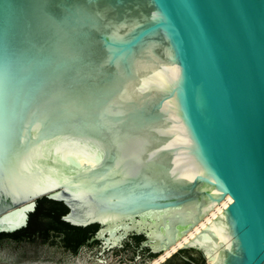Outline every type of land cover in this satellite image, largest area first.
Returning a JSON list of instances; mask_svg holds the SVG:
<instances>
[{"label":"water","instance_id":"water-1","mask_svg":"<svg viewBox=\"0 0 264 264\" xmlns=\"http://www.w3.org/2000/svg\"><path fill=\"white\" fill-rule=\"evenodd\" d=\"M41 197L95 232L0 264H264V0H0V232Z\"/></svg>","mask_w":264,"mask_h":264},{"label":"trees","instance_id":"trees-1","mask_svg":"<svg viewBox=\"0 0 264 264\" xmlns=\"http://www.w3.org/2000/svg\"><path fill=\"white\" fill-rule=\"evenodd\" d=\"M67 211L66 206L59 201H54L46 197L37 199L35 209L29 213L27 224L13 232H0V236L21 237L22 234L28 235L29 240L34 239V235L38 232L55 243L54 236L63 233L61 241L65 247L76 249L80 244L93 235L97 228V224H91L85 227L74 226L61 219V215ZM136 244L142 238L141 235H135ZM190 259L198 262V258L189 256ZM184 264H191L183 259Z\"/></svg>","mask_w":264,"mask_h":264},{"label":"bare ground","instance_id":"bare-ground-1","mask_svg":"<svg viewBox=\"0 0 264 264\" xmlns=\"http://www.w3.org/2000/svg\"><path fill=\"white\" fill-rule=\"evenodd\" d=\"M17 212H18V208L14 209V210H12L10 212H7V213L1 215L0 220L4 219L6 217H9V216H11V215H13V214H15Z\"/></svg>","mask_w":264,"mask_h":264},{"label":"flooded vegetation","instance_id":"flooded-vegetation-1","mask_svg":"<svg viewBox=\"0 0 264 264\" xmlns=\"http://www.w3.org/2000/svg\"><path fill=\"white\" fill-rule=\"evenodd\" d=\"M62 237H63V233H60L59 235L54 236V239L56 240L57 243H60V244H61V242H62V241H61V238H62ZM62 243H63V242H62ZM183 256H184V255H181L180 257H181L182 259H184ZM188 257H189V256H188Z\"/></svg>","mask_w":264,"mask_h":264}]
</instances>
